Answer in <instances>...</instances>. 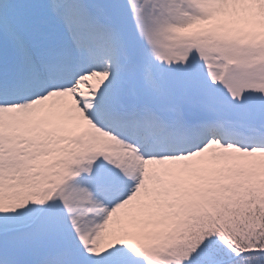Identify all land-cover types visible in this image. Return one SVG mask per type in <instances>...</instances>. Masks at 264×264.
<instances>
[{"label": "snow or ice", "instance_id": "snow-or-ice-1", "mask_svg": "<svg viewBox=\"0 0 264 264\" xmlns=\"http://www.w3.org/2000/svg\"><path fill=\"white\" fill-rule=\"evenodd\" d=\"M0 264H264V0H0Z\"/></svg>", "mask_w": 264, "mask_h": 264}]
</instances>
